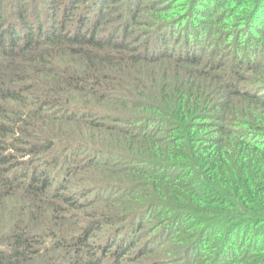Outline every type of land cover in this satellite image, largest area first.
<instances>
[{
    "label": "trees",
    "instance_id": "1",
    "mask_svg": "<svg viewBox=\"0 0 264 264\" xmlns=\"http://www.w3.org/2000/svg\"><path fill=\"white\" fill-rule=\"evenodd\" d=\"M0 264H264V0H0Z\"/></svg>",
    "mask_w": 264,
    "mask_h": 264
}]
</instances>
